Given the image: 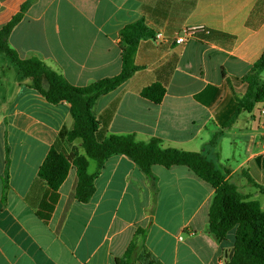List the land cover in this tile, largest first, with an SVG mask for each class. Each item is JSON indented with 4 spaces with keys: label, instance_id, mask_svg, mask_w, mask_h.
<instances>
[{
    "label": "crops",
    "instance_id": "1",
    "mask_svg": "<svg viewBox=\"0 0 264 264\" xmlns=\"http://www.w3.org/2000/svg\"><path fill=\"white\" fill-rule=\"evenodd\" d=\"M26 1L0 0V30ZM137 22L154 36L137 45L142 69L93 104L99 129L199 153L264 211V195L243 175L264 186V102L229 123L247 91L242 79L264 51V0H34L8 44L19 59L37 57L86 87L120 73V32ZM198 27L208 33L175 45L177 34ZM154 84L165 91L158 104L141 96ZM72 125L68 103H48L0 55V264H115L131 243L161 264L228 262L234 230L221 242L208 233L214 189L184 166L146 174L125 156L101 167L88 160L91 198L76 201L71 167L44 209L50 191L39 170ZM58 149L84 156L79 140Z\"/></svg>",
    "mask_w": 264,
    "mask_h": 264
},
{
    "label": "trees",
    "instance_id": "2",
    "mask_svg": "<svg viewBox=\"0 0 264 264\" xmlns=\"http://www.w3.org/2000/svg\"><path fill=\"white\" fill-rule=\"evenodd\" d=\"M34 0H27L20 11L0 30V55L5 56L16 66L23 78L30 81L36 90L50 104L66 102L70 105L72 128L63 129L55 145L50 149L39 174L49 188L48 199L44 209L53 206L57 190L66 179L71 167L76 169L77 184L74 197L80 203H86L94 193L93 179L95 174L87 172L88 160L95 161L98 167L112 156L129 158L144 173L148 174L152 166L170 168L184 166L214 189L208 213V233L218 242L225 239L228 232L234 230L233 255L226 264H264V211L256 202L242 196L236 187L226 181L213 163L203 155L177 149H163L158 139L147 143L138 142L132 136H105L99 129L98 121L92 113V106L101 96L115 90L131 78L141 67L134 65V55L141 40L153 38V33L143 22L126 26L120 32L119 47L121 51V71L117 76L94 82L86 87H74L60 75L47 67L39 58L21 60L8 44V37L14 26L20 21L23 13ZM264 51L243 77L247 84L245 95L236 98V111L229 120L232 123L242 111H251L256 104L264 102ZM47 85L45 89L43 84ZM164 89L159 84L145 88L141 96L155 104L161 102ZM81 141L84 156L76 152L65 153L58 149L62 142ZM7 164V163H6ZM247 181L264 195V186H258L247 174ZM115 264H161L146 251L138 249L131 243L123 258Z\"/></svg>",
    "mask_w": 264,
    "mask_h": 264
},
{
    "label": "built area",
    "instance_id": "3",
    "mask_svg": "<svg viewBox=\"0 0 264 264\" xmlns=\"http://www.w3.org/2000/svg\"><path fill=\"white\" fill-rule=\"evenodd\" d=\"M198 32H203L205 34L208 33V31L204 30L201 27L198 28H187L184 29L181 33L177 34L174 39L173 42L175 43V45L177 46H184L186 45L190 39H192ZM162 35L161 34H156L155 35V40L157 41H161L162 40ZM264 149V148H263Z\"/></svg>",
    "mask_w": 264,
    "mask_h": 264
},
{
    "label": "water",
    "instance_id": "4",
    "mask_svg": "<svg viewBox=\"0 0 264 264\" xmlns=\"http://www.w3.org/2000/svg\"><path fill=\"white\" fill-rule=\"evenodd\" d=\"M233 249L230 251V254H229V258H231L232 257V255H233Z\"/></svg>",
    "mask_w": 264,
    "mask_h": 264
},
{
    "label": "rangeland",
    "instance_id": "5",
    "mask_svg": "<svg viewBox=\"0 0 264 264\" xmlns=\"http://www.w3.org/2000/svg\"><path fill=\"white\" fill-rule=\"evenodd\" d=\"M80 141V140H79ZM81 142V141H80Z\"/></svg>",
    "mask_w": 264,
    "mask_h": 264
}]
</instances>
